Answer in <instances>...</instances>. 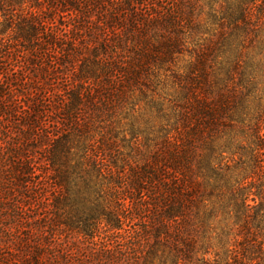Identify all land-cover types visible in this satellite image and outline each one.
<instances>
[{
	"label": "trees",
	"instance_id": "16d2710c",
	"mask_svg": "<svg viewBox=\"0 0 264 264\" xmlns=\"http://www.w3.org/2000/svg\"><path fill=\"white\" fill-rule=\"evenodd\" d=\"M0 264H264V0H0Z\"/></svg>",
	"mask_w": 264,
	"mask_h": 264
}]
</instances>
